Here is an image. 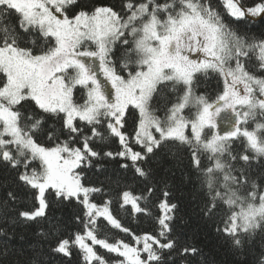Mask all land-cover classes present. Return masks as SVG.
<instances>
[{"label":"snow or ice","instance_id":"obj_1","mask_svg":"<svg viewBox=\"0 0 264 264\" xmlns=\"http://www.w3.org/2000/svg\"><path fill=\"white\" fill-rule=\"evenodd\" d=\"M222 7L0 0V166L14 174L0 199V237L15 213L48 220L50 251L79 250L84 264H111L98 248L122 258L116 264H191L203 253L178 227L179 169L223 245L241 264H264V186L250 171L264 161V32L238 27L264 19V0ZM213 74L217 91L199 93L201 75ZM28 196L35 203L22 210ZM60 205L74 207V231L49 217ZM119 210L151 220L153 231H134ZM101 225L129 242H109ZM41 256L30 264H47Z\"/></svg>","mask_w":264,"mask_h":264},{"label":"trees","instance_id":"obj_2","mask_svg":"<svg viewBox=\"0 0 264 264\" xmlns=\"http://www.w3.org/2000/svg\"><path fill=\"white\" fill-rule=\"evenodd\" d=\"M90 2H96V0H90ZM102 2L112 4L117 3V0H102ZM212 2L222 13H224L222 0H212ZM245 2L250 3L251 0H245ZM233 27H237V25L233 24ZM238 27L242 31H247L249 34H255L258 36L260 33L264 32V19H250L247 22L240 23ZM253 59H255V56ZM217 88L218 81L214 74L210 77L201 75V82L197 89L199 93L211 95L217 91ZM82 94V92H78L77 96L79 97ZM259 119L260 118L258 117V120ZM247 127L253 128L254 122L249 121ZM129 130H131V128H129ZM116 149L117 145L112 143L110 148L106 150ZM233 149L235 152L241 151L240 140L235 141ZM182 159L184 165L181 167L188 163V157L186 154L183 155ZM204 163H208L206 158L204 159ZM108 167L110 170L117 169L118 164L113 161ZM175 171L176 175L173 179L180 188L177 195L180 197L182 215L184 218V222L178 221V227L183 231L187 239L195 243L198 248L202 249L203 253L202 256L190 257L191 264H203L205 260L207 261V264H241L242 258L234 256L216 236L213 222L205 220L202 215L197 214L195 209L197 203L196 189L192 184L186 182L181 183L180 170L176 169ZM250 171L251 175L257 178L258 182H262V186H264V161L260 164L254 163ZM13 182L14 174L0 166V199L3 198L8 188L14 186ZM116 191H118V189L112 192L113 196H115ZM97 202H99V198H97ZM34 203L32 197L28 196L24 201L22 210L31 208ZM74 212L75 209L73 206L60 205L50 210L48 215L49 217H52L53 215L56 217V220L52 221L53 223L57 221L61 224L67 223L69 231H74L75 226L71 224V217ZM117 215L123 223L130 226L139 234L153 231V223L147 218L141 217L139 219H133L132 217L127 216L124 210H119ZM45 231H50L48 220L38 218L35 221H23L19 219L15 213H9V235L8 237H0V264H30L35 252H41V258L47 261V264H84L83 253L79 250L74 249L70 258L52 253L50 251L49 243H47L41 235V233ZM101 233L102 237L106 236L109 239V242H115L119 239L129 242V238L126 237L125 234L104 225H101ZM260 246L261 237L257 236L254 247L258 250ZM97 250L101 252L106 259L110 260L111 264L122 259L117 257L116 254L107 253L103 249L98 248Z\"/></svg>","mask_w":264,"mask_h":264},{"label":"rangeland","instance_id":"obj_3","mask_svg":"<svg viewBox=\"0 0 264 264\" xmlns=\"http://www.w3.org/2000/svg\"><path fill=\"white\" fill-rule=\"evenodd\" d=\"M195 111V109L194 108H192V109H186L185 110V114L186 115H190L192 112H194ZM244 125H242V127H243ZM250 130L252 129V128H249ZM114 264H116V263H114Z\"/></svg>","mask_w":264,"mask_h":264}]
</instances>
